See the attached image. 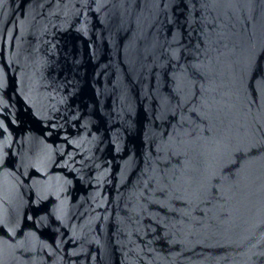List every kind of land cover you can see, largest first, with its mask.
<instances>
[{
	"label": "water",
	"instance_id": "obj_1",
	"mask_svg": "<svg viewBox=\"0 0 264 264\" xmlns=\"http://www.w3.org/2000/svg\"><path fill=\"white\" fill-rule=\"evenodd\" d=\"M0 264H264V0H0Z\"/></svg>",
	"mask_w": 264,
	"mask_h": 264
}]
</instances>
